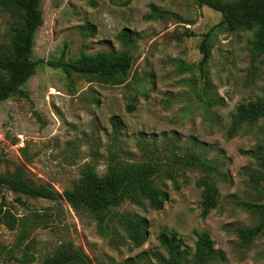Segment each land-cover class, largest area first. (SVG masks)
Instances as JSON below:
<instances>
[{"label":"rangeland","instance_id":"obj_1","mask_svg":"<svg viewBox=\"0 0 264 264\" xmlns=\"http://www.w3.org/2000/svg\"><path fill=\"white\" fill-rule=\"evenodd\" d=\"M41 10L30 56L40 63L23 85L27 96L0 102V173L24 163L33 182L64 192L88 162L103 174L188 148L199 161L185 170L179 189L166 181L160 210L124 202L103 223L65 200L22 196L21 203L4 189L6 208L17 216L29 221L31 211L46 213L31 232L32 264H42L64 241L81 246L92 264H158L156 253L165 255L157 239L163 230L182 238L189 257L196 234L208 233L216 258L207 264H264V225L250 232L260 226L255 206L264 202V117L227 134L236 105L264 102V51L254 48L255 30L229 29L220 12L196 0H42ZM15 22L14 12L0 7L1 48ZM123 29L130 40L122 38ZM103 53L130 58L128 76L118 82L67 78L48 64ZM206 175L216 178L219 198L202 217L198 184ZM118 212L147 220L141 246L119 229ZM17 234L0 222V264H19L6 251Z\"/></svg>","mask_w":264,"mask_h":264},{"label":"trees","instance_id":"obj_2","mask_svg":"<svg viewBox=\"0 0 264 264\" xmlns=\"http://www.w3.org/2000/svg\"><path fill=\"white\" fill-rule=\"evenodd\" d=\"M42 0H0V7L12 10L16 15L15 25L11 28L8 46L0 47V102L16 96H27L23 85L35 73L39 61H32L35 32L43 24ZM130 0H119L122 5ZM198 6L206 5L221 13L223 23L229 29L247 28L255 30L254 48L258 53L264 51V0H196ZM192 35V34H187ZM122 38L130 40V31L122 30ZM202 47L205 43L202 42ZM210 49V47H208ZM206 49L200 63L207 61L210 50ZM51 67L59 68L67 78L73 74L93 77L106 82H118L128 76L132 65L130 58L123 55L82 54L77 59L66 61L63 58L49 61ZM203 100V96L201 95ZM207 105L213 104L207 95ZM132 106L129 107L132 110ZM264 117V102L247 101L236 105L231 115L227 134L232 137L242 126ZM112 124H120L117 116ZM164 134V133H163ZM163 158V157H162ZM199 154L196 149L173 152L166 160H143L128 164L124 168H111L103 174L96 171L95 165L85 163L72 189L59 192L49 183H35L27 175L26 165L17 163L12 171L0 173V222L11 230L18 229L13 246L6 251L19 264H32L36 260L33 252L31 232L34 222L46 213L31 211L29 221L6 208L4 189L12 192L21 203L22 196L51 201L65 200L76 212H86L99 223H103L110 209L129 202L149 209L160 210L168 199L166 181L172 187L180 188L179 179L186 169L198 165ZM3 158L0 156V163ZM264 167V156L262 158ZM200 188V215L206 217L218 204L219 187L216 178L206 175L198 184ZM260 226L250 232L258 231L264 225V202L255 206ZM119 229L123 230L134 247L141 246L147 235V220L139 215L115 213ZM29 219V218H28ZM191 257L184 247L183 240L175 231H161L157 235L165 255L156 253L158 264H207L216 258L211 237L206 232L196 234ZM19 253V256L16 254ZM42 264H92V260L81 246L72 241H64L44 257Z\"/></svg>","mask_w":264,"mask_h":264}]
</instances>
